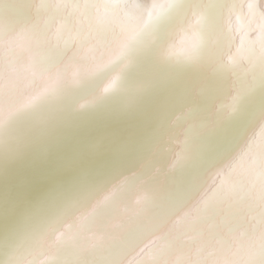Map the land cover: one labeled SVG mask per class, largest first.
<instances>
[{
  "label": "bare ground",
  "instance_id": "1",
  "mask_svg": "<svg viewBox=\"0 0 264 264\" xmlns=\"http://www.w3.org/2000/svg\"><path fill=\"white\" fill-rule=\"evenodd\" d=\"M99 106L179 107L175 144L26 224L5 264H264V0H0V151Z\"/></svg>",
  "mask_w": 264,
  "mask_h": 264
},
{
  "label": "water",
  "instance_id": "2",
  "mask_svg": "<svg viewBox=\"0 0 264 264\" xmlns=\"http://www.w3.org/2000/svg\"><path fill=\"white\" fill-rule=\"evenodd\" d=\"M151 21L153 20L148 21V24ZM147 28L146 25L141 31ZM101 111L100 106L87 111L88 114L79 119L78 121L81 120V122L73 127L69 125L68 120L66 124L63 121L59 128L46 134H28L29 141L25 147L22 146L20 151L10 157L8 156L14 151L10 150L7 153L0 151V170H2L0 172V264L11 261L18 244V235L27 227L26 224L34 222L43 214L50 213L56 207L60 211L58 216L63 215L66 209L73 210L84 194L71 206L62 208V205L79 195L81 192L78 190L84 186L85 189L90 188L87 192L92 193L89 199L93 201L92 199L98 196L99 191L107 189L115 180L128 178L136 173L143 159L154 149L156 143L164 147L175 144L173 139L166 138L164 135L169 133L167 123L174 126V121L180 112L179 107L173 112L169 111V116L159 119L151 116L152 109L148 110L144 116L148 124L146 127L143 126L144 119H137L134 116L133 119L123 121H119L115 116L114 120L107 123L109 125L100 122V124L91 123V119L97 116H101L100 121L106 120L107 117H103L104 114L97 115ZM29 115L26 119L28 121L33 119ZM171 118H173L172 121ZM50 123L55 124L56 120ZM66 131H74V133L65 134ZM231 148L224 145L220 153L231 152ZM213 157L203 158L201 163L196 164V170L207 168ZM218 158L216 156L214 161ZM167 162L169 160L166 159ZM103 182H106L103 186L94 188ZM21 212H23L22 219L19 216ZM24 212H27L25 216H23ZM31 217H34L32 221H28ZM46 217L45 215L44 218ZM49 227L47 226L43 234L49 233L52 237L53 230ZM5 237L6 240H4ZM22 256H13V259L18 258L16 264L25 263L30 255ZM41 263L42 261L37 263L35 260L30 264Z\"/></svg>",
  "mask_w": 264,
  "mask_h": 264
}]
</instances>
